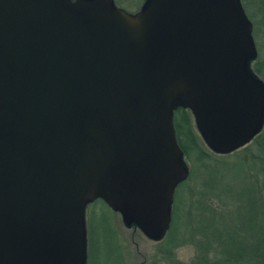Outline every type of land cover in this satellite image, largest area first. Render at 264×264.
I'll return each mask as SVG.
<instances>
[{
  "label": "water",
  "instance_id": "1",
  "mask_svg": "<svg viewBox=\"0 0 264 264\" xmlns=\"http://www.w3.org/2000/svg\"><path fill=\"white\" fill-rule=\"evenodd\" d=\"M241 0H0V264H87V207L164 238L189 178L175 113L228 154L264 126Z\"/></svg>",
  "mask_w": 264,
  "mask_h": 264
},
{
  "label": "rangeland",
  "instance_id": "2",
  "mask_svg": "<svg viewBox=\"0 0 264 264\" xmlns=\"http://www.w3.org/2000/svg\"><path fill=\"white\" fill-rule=\"evenodd\" d=\"M117 1L127 7L128 11H136L141 2H145V0ZM241 2L253 24V37L258 53L257 59L251 63V70L264 83V0H241ZM190 113L198 149L188 154L183 151L184 162L189 169V178L185 182L183 192L177 189L175 197L177 231L180 233L188 227L192 232L186 234L184 245L169 253L166 235L160 241L151 240L140 229L127 227L119 213L113 212L109 207L101 206L103 208L93 218V226L107 229L106 235L95 234L92 253L88 249L91 258L87 264H171L173 261H179L182 264H198L200 255L198 253L202 254L204 250L201 251L198 243L204 242V236L199 230L202 226L201 219L205 217L203 215L205 210L216 211L220 217L228 220L225 222L229 224V227L232 224L237 225L236 220L243 206L244 210L251 209L264 218V174L262 172L264 148H261L257 141L264 135V126L243 147L228 154L216 153L204 141L195 118L192 112ZM247 185L250 187L249 192L241 203L242 200L238 199L236 193L245 191L244 187ZM97 208L94 207L91 211ZM89 211L90 209L86 218ZM211 246L218 248L216 245ZM215 247L213 249H216ZM216 253H219L217 249L211 253L208 263L222 262L223 259Z\"/></svg>",
  "mask_w": 264,
  "mask_h": 264
},
{
  "label": "trees",
  "instance_id": "3",
  "mask_svg": "<svg viewBox=\"0 0 264 264\" xmlns=\"http://www.w3.org/2000/svg\"><path fill=\"white\" fill-rule=\"evenodd\" d=\"M260 72V70H259ZM191 111L189 109H179L175 113V129L177 133V140L185 152L188 154L194 150H197V142L195 140L194 126L191 118ZM258 143L261 148H264V135L259 138ZM204 156V153H202ZM201 156V157H203ZM206 157V156H205ZM238 170V169H237ZM234 171V169H233ZM242 172V171H241ZM240 172V174H241ZM264 174V168L262 170ZM239 174V176H240ZM244 175V173H243ZM186 182V181H185ZM185 182L182 183L178 191L183 192ZM245 191L241 190L236 193L238 199L243 203V199L246 198L247 192H249V185L244 187ZM177 196V194H176ZM109 207L106 202L102 199H98L93 203H90L87 207L90 209L87 219V231H88V243L90 252L92 253V248L94 247V236L102 233L106 235V230L104 227L94 228L93 218L97 212L101 211L103 207ZM98 207L97 210L91 211L92 208ZM110 208V207H109ZM244 206L241 208L236 223L237 225L227 224L225 218L220 217L216 211L210 212V210H205L203 217L201 219L202 226L199 230L200 234L204 236V242L198 243L201 251L198 256V264H207L209 262L208 258L211 253L216 249L219 253H216L219 258L223 259L219 264H264V218L259 216L258 213L251 209H245ZM111 209V208H110ZM112 210V209H111ZM113 211V210H112ZM86 212V217H87ZM91 212V213H90ZM114 212V211H113ZM224 220V221H223ZM221 221V222H220ZM178 229V218L176 216V206L173 211V222L167 231V247L169 253L173 252L175 249L182 247L185 243V238L187 233L190 232V228L186 227L185 230L180 233ZM103 231V232H102ZM196 234V233H195ZM180 235V236H179ZM178 236V237H177ZM211 241H213L211 243ZM211 245H216L218 248L213 249ZM91 253L89 256L88 250V261L91 258ZM88 263V262H87ZM90 263V262H89ZM171 264H182L179 261H173ZM210 264V263H208Z\"/></svg>",
  "mask_w": 264,
  "mask_h": 264
},
{
  "label": "flooded vegetation",
  "instance_id": "4",
  "mask_svg": "<svg viewBox=\"0 0 264 264\" xmlns=\"http://www.w3.org/2000/svg\"><path fill=\"white\" fill-rule=\"evenodd\" d=\"M115 1V4H116V6H118L119 8H121V9H123V10H126L127 12H129V13H131V14H135V13H137V12H139L140 10H141V8H142V6H143V4H144V2H141V5L139 6V8L135 11V10H131V11H128L127 10V7H124L119 1H117V0H114ZM117 1V2H116ZM175 197H176V195H175ZM175 201H176V198H175V200H174V203H173V206H172V221H171V225H172V222H173V211H174V207H175ZM170 225V226H171ZM134 228V227H133ZM136 229V228H135Z\"/></svg>",
  "mask_w": 264,
  "mask_h": 264
}]
</instances>
